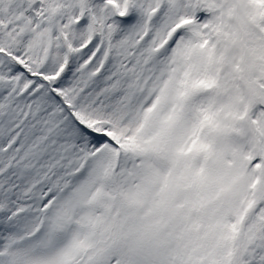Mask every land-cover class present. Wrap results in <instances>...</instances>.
<instances>
[{"label": "snow or ice", "instance_id": "snow-or-ice-1", "mask_svg": "<svg viewBox=\"0 0 264 264\" xmlns=\"http://www.w3.org/2000/svg\"><path fill=\"white\" fill-rule=\"evenodd\" d=\"M0 264H264V0H0Z\"/></svg>", "mask_w": 264, "mask_h": 264}]
</instances>
